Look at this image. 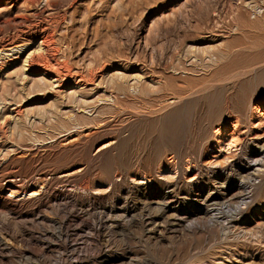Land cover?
Returning <instances> with one entry per match:
<instances>
[{
    "label": "rangeland",
    "instance_id": "rangeland-1",
    "mask_svg": "<svg viewBox=\"0 0 264 264\" xmlns=\"http://www.w3.org/2000/svg\"><path fill=\"white\" fill-rule=\"evenodd\" d=\"M0 48V264H264V0H0Z\"/></svg>",
    "mask_w": 264,
    "mask_h": 264
},
{
    "label": "bare ground",
    "instance_id": "bare-ground-1",
    "mask_svg": "<svg viewBox=\"0 0 264 264\" xmlns=\"http://www.w3.org/2000/svg\"><path fill=\"white\" fill-rule=\"evenodd\" d=\"M26 1H30V0H26ZM20 21V20H19ZM55 23V22H54ZM33 26L26 30H20V37L24 38V39H34L35 37H38V43L36 48L33 51H30L26 54V56L24 57L23 61H22V68L24 69L25 72L28 73H36L37 71H40V75L42 77H47L50 75H53L54 79L51 80L52 82H58L60 79V77L62 78V74L64 73L62 68L59 67L58 65H55V63L53 64L52 62H54V54L55 53L54 49H52L50 42H48V32L46 30V27L42 28L40 27H35L34 24H32ZM36 25V24H35ZM50 25V24H49ZM25 26V25H24ZM28 26V25H27ZM26 27V26H25ZM24 27V28H25ZM30 27V26H29ZM22 28V27H20ZM17 29V28H16ZM49 30V29H48ZM52 36V35H51ZM8 37V36H7ZM18 37V36H17ZM13 39V38H12ZM52 39V37L50 38ZM7 40V39H6ZM18 40V39H17ZM16 40V41H17ZM53 40V39H52ZM51 40V42H52ZM5 41V39H4ZM21 42V40H20ZM33 42V41H32ZM13 40H10L8 42H6L5 47L10 48V51H12L13 49H19L21 48V45H23L22 43H18ZM4 44V43H3ZM28 44V43H26ZM25 44V45H26ZM27 46V45H26ZM34 47V46H33ZM2 48V47H1ZM0 48V49H1ZM55 48V47H53ZM4 50V49H3ZM59 51V50H57ZM56 51V52H57ZM56 54V53H55ZM57 57V56H56ZM72 69V68H71ZM67 71V70H66ZM66 74V73H65ZM67 74H69V71L67 72ZM72 74V73H71ZM75 74V73H74ZM23 75H25V73L23 72ZM33 75V74H32ZM67 76V75H65ZM69 76V75H68ZM75 76V75H74ZM73 76V77H74ZM103 76V75H102ZM71 77V76H70ZM52 78V77H51ZM75 78V77H74ZM82 78V77H81ZM81 78L79 81H81ZM91 78V77H90ZM93 78V77H92ZM25 79V78H23ZM64 79V78H63ZM79 79V78H78ZM88 79V78H87ZM94 79V78H93ZM98 79V78H97ZM61 80V79H60ZM50 81V82H51ZM77 84L79 83L78 80H76ZM92 81V80H91ZM85 83V82H84ZM89 83V82H87ZM93 83V82H92ZM91 84V83H89ZM53 85V84H52ZM38 86V85H36ZM57 86V85H56ZM18 111V110H17ZM14 113H16L14 111ZM17 114V113H16ZM23 115V114H22ZM18 116V115H17ZM11 119V118H10ZM8 120V119H7ZM6 123V121L4 122ZM3 126V124H1ZM258 127V126H257ZM4 131V130H3ZM262 134V133H261ZM257 135V134H256ZM263 136L257 135L255 136V144L254 146H252V150H251V154L250 157L246 158L247 160H250V158L252 159L250 162L247 163L248 168L247 171L250 173L249 175L252 177V181H254L255 179H257V177L264 173V142H261L260 139H262ZM3 140V139H2ZM260 140V141H258ZM264 141V140H263ZM221 143V142H220ZM235 141L234 140H225L224 142H222V145L220 144L219 149L220 151H228L231 147L234 146ZM253 144V143H252ZM224 145V146H223ZM250 145V144H249ZM25 157V156H24ZM227 159V158H226ZM232 161V160H231ZM237 164H239V162H236ZM213 164V163H212ZM216 164V163H215ZM202 166V165H201ZM207 166V165H206ZM215 166V165H214ZM209 167V166H208ZM207 167V168H208ZM210 170V169H209ZM208 170V171H209ZM222 171V170H221ZM187 172V171H186ZM222 176V175H221ZM221 176L217 179L218 182L217 184L220 186V188L226 190L228 188V185H226L225 182H221ZM224 176V175H223ZM229 177V176H228ZM258 177V178H259ZM263 177V176H262ZM260 177V178H262ZM190 178V177H189ZM196 177H191L188 181L189 182H193L195 180ZM216 179V178H215ZM225 179V178H224ZM229 183V182H228ZM227 183V184H228ZM244 183V182H243ZM240 187L246 191L248 187H246V185L241 184ZM248 191V190H247ZM249 192V191H248ZM17 193V192H16ZM14 193V194H16ZM32 195V194H31ZM213 198V197H212ZM215 199V197H214ZM241 202H243L246 198H244V196L241 198ZM244 204V203H243ZM169 211H173L174 210V206L173 205H169L167 206ZM203 213V212H202ZM186 214V213H185ZM211 219L212 218H216L218 214H220V212L218 211H211L209 212Z\"/></svg>",
    "mask_w": 264,
    "mask_h": 264
}]
</instances>
